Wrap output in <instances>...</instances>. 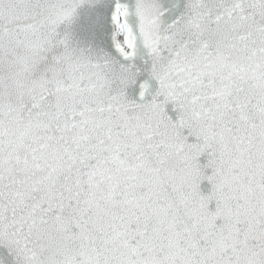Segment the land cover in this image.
Returning <instances> with one entry per match:
<instances>
[{
	"label": "snow or ice",
	"instance_id": "obj_1",
	"mask_svg": "<svg viewBox=\"0 0 264 264\" xmlns=\"http://www.w3.org/2000/svg\"><path fill=\"white\" fill-rule=\"evenodd\" d=\"M0 264H264V0H0Z\"/></svg>",
	"mask_w": 264,
	"mask_h": 264
}]
</instances>
